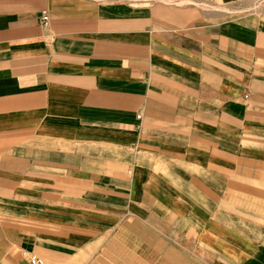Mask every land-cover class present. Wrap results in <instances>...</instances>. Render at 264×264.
<instances>
[{
    "label": "crops",
    "instance_id": "1",
    "mask_svg": "<svg viewBox=\"0 0 264 264\" xmlns=\"http://www.w3.org/2000/svg\"><path fill=\"white\" fill-rule=\"evenodd\" d=\"M131 2L0 0V264H264V0Z\"/></svg>",
    "mask_w": 264,
    "mask_h": 264
},
{
    "label": "built area",
    "instance_id": "2",
    "mask_svg": "<svg viewBox=\"0 0 264 264\" xmlns=\"http://www.w3.org/2000/svg\"><path fill=\"white\" fill-rule=\"evenodd\" d=\"M47 24H48V17L44 15L41 16V25L45 27L47 26ZM29 264H44V262L41 259L37 258L36 256H31L29 258Z\"/></svg>",
    "mask_w": 264,
    "mask_h": 264
},
{
    "label": "rangeland",
    "instance_id": "3",
    "mask_svg": "<svg viewBox=\"0 0 264 264\" xmlns=\"http://www.w3.org/2000/svg\"><path fill=\"white\" fill-rule=\"evenodd\" d=\"M105 1H122V0H105ZM123 1H134V0H123ZM132 3V2H131ZM153 236V235H152ZM153 239V238H152ZM152 251V250H151Z\"/></svg>",
    "mask_w": 264,
    "mask_h": 264
}]
</instances>
